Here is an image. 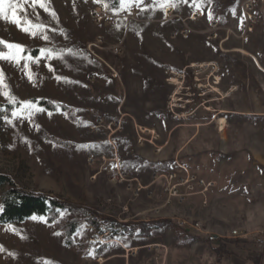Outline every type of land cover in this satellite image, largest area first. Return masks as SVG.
I'll use <instances>...</instances> for the list:
<instances>
[{"label":"rangeland","instance_id":"1","mask_svg":"<svg viewBox=\"0 0 264 264\" xmlns=\"http://www.w3.org/2000/svg\"><path fill=\"white\" fill-rule=\"evenodd\" d=\"M112 1L48 0L55 18L30 0L5 5L0 39L35 59L0 60L7 85L0 87V173L75 211L47 223L0 221V264H155L157 257L166 264H264V247L253 241L264 232V19L255 16L260 22L250 32L246 0H174L175 7H162L164 0L121 7L119 0L111 9ZM96 6L112 21L96 23ZM13 11L23 26L31 21L45 31L33 29V37L21 30ZM5 91L33 102L30 114H20ZM5 105L17 106L18 115ZM116 169L132 187L111 181ZM173 172L213 186L193 196L181 188L184 198L173 197L165 179H153ZM77 211L108 219L100 222L105 232L85 224L69 237ZM120 224L154 231L112 236L110 226ZM205 234L228 241L222 254V240L209 243ZM133 247L140 248L136 259L127 257Z\"/></svg>","mask_w":264,"mask_h":264},{"label":"trees","instance_id":"2","mask_svg":"<svg viewBox=\"0 0 264 264\" xmlns=\"http://www.w3.org/2000/svg\"><path fill=\"white\" fill-rule=\"evenodd\" d=\"M110 1V0H109ZM112 8H118L119 7V0H113L112 2ZM33 55H37V52H33ZM37 105L39 107L44 108L47 111H57V106L46 102V101H37ZM6 111L11 113L14 111V109L17 106L12 105H5L4 106ZM62 109V108H61ZM5 189L3 199H2V215L0 217V221L6 225H11L13 223H23L26 220L31 219L33 216L35 217H44L49 220H52L53 218H57L59 214L65 212V211H75L74 208H72L69 205L63 204L58 202L56 199L48 198L47 196L28 192L26 190H22L16 186V184L13 182V180L5 174L0 173V190ZM79 211V210H78ZM76 212L79 214V217L77 218V222H74L73 224L68 226L69 230V237H71L72 233L75 232V230L78 228V226L89 224L93 228L99 229L101 232H105L102 227H100V222H108V219L102 218L101 221H93L89 218H87L88 212ZM90 215H96V214H90ZM160 224H157L156 226L159 227ZM116 227H118V230H116ZM154 229L148 228L146 225H144L141 228L135 227L132 228L126 224H120V225H111L109 229V233L112 236H123L129 233L130 235L135 236L138 232L141 233L145 238H149ZM247 240H237L238 243H247ZM227 240H222L220 242V245L218 249L216 250L217 254H222V250L225 249V246L227 245ZM236 243V242H234Z\"/></svg>","mask_w":264,"mask_h":264},{"label":"built area","instance_id":"3","mask_svg":"<svg viewBox=\"0 0 264 264\" xmlns=\"http://www.w3.org/2000/svg\"><path fill=\"white\" fill-rule=\"evenodd\" d=\"M244 10L248 14V19L251 21L250 32H252L253 25L260 22L259 20L256 19L255 16L259 15L260 17L264 19V0H246L244 3ZM91 18L98 24H104L105 22L112 21V16L108 15L102 6H96V8L92 10ZM212 24H213L212 26L214 29L218 28L217 22H213ZM262 26L264 27V22ZM213 37H217V34H214ZM141 132L143 134L146 133V132H143L142 129H141ZM89 161L91 162V164H93L94 162L93 158H91ZM161 178L165 179L166 181L167 187L165 188L164 192L169 193L173 197H180V199L184 198V196L180 195V193H182L180 191L181 188L183 189L185 188L184 191H185V194H187V196L188 195L193 196L197 193L198 188L206 189V188L213 186V184H206L205 181L197 178L196 176L188 175L187 177H183L174 172L169 173L165 177H161L158 174H155L153 178L154 183H157L158 181H160ZM111 181L117 182V183H129L130 184L129 186L131 187L133 186L132 183L134 182L133 180H130L128 178V175L123 174L119 169H116L115 172L112 174ZM137 187H138L137 188L138 193L142 192V190L145 189L141 184H138ZM181 226L183 228L186 227L185 223H183ZM233 236L234 238H244L242 233L238 231L233 232ZM204 238L207 242L212 243V244L219 243L222 240L221 237L214 235V234H205ZM253 241L258 246L263 248L264 247V232H260L256 236H254ZM156 249H160V246L159 245L156 246ZM139 250L140 248L129 249L128 251H126L128 253L127 257H134L138 255ZM155 264H166V262L162 261L160 257H157Z\"/></svg>","mask_w":264,"mask_h":264},{"label":"snow or ice","instance_id":"4","mask_svg":"<svg viewBox=\"0 0 264 264\" xmlns=\"http://www.w3.org/2000/svg\"><path fill=\"white\" fill-rule=\"evenodd\" d=\"M26 2H27V0H26ZM30 2H31V6L33 8H35L38 5L40 8L44 9L46 12H49L55 18V16H56L55 12L48 7V0H30ZM97 2H99V0H97ZM141 2H142V0H141ZM120 3H121V7H124L126 4L129 3V0H120ZM6 4H8L9 7L12 6L9 3V0H0V17H2L5 20H8L9 16L5 14V5ZM166 5H170L172 7H175L174 0H164V3L161 6L163 7ZM17 7L22 8L23 5H18ZM105 7H107V5H105ZM209 18H211V13H209ZM11 22L17 24L18 26H21V30L28 32L33 37L36 35V31H34L33 29H38L41 32H44L45 28H46V26H44V25L32 24L31 21H27V25H28L27 27L23 26L21 18L16 15L15 11H13V13H12ZM43 39L48 40L49 37L45 34L43 36ZM0 46H3V47H0V60L14 61L16 64H19L22 59L23 60L35 59L30 54H28L26 56L24 55V53L26 52V49L23 45L8 43V42L0 39ZM3 48H6L8 51H4ZM39 52H40L41 56L45 55V53L51 54L50 49H40ZM25 66L27 67V65H25ZM49 67L51 68V66H49ZM29 79H32V76H29ZM4 80H5V77H4L3 70L0 69V87L7 88V85L4 83ZM3 95H5L11 103H19L21 105L20 114H23L24 109H28L29 114H30L31 109L34 107V104L31 101H17V98L10 95V93L8 91L3 92ZM36 110L37 111H43V109H40V108H37ZM12 115L17 116L18 112L13 111ZM9 122H11V121H9ZM32 219H34V220L39 219V220L43 221L44 223H47V220L44 217L33 216ZM56 234L59 235V233H56ZM0 250H3V246H0ZM44 264H54V262L53 261H45Z\"/></svg>","mask_w":264,"mask_h":264},{"label":"bare ground","instance_id":"5","mask_svg":"<svg viewBox=\"0 0 264 264\" xmlns=\"http://www.w3.org/2000/svg\"><path fill=\"white\" fill-rule=\"evenodd\" d=\"M238 51L240 54H243V55H247V56H252L250 55V53L244 49H238L236 50ZM253 60L255 61L256 65L258 66L259 69L263 70L262 66L260 65L258 59L254 56H252ZM219 84V83H218ZM218 125H219V128H221V132L225 131V127H226V121L224 119H221L219 122H218Z\"/></svg>","mask_w":264,"mask_h":264},{"label":"crops","instance_id":"6","mask_svg":"<svg viewBox=\"0 0 264 264\" xmlns=\"http://www.w3.org/2000/svg\"><path fill=\"white\" fill-rule=\"evenodd\" d=\"M133 248H136V247H133ZM135 257V258H134ZM133 258L136 259V256H134ZM134 264H137V262H135Z\"/></svg>","mask_w":264,"mask_h":264}]
</instances>
